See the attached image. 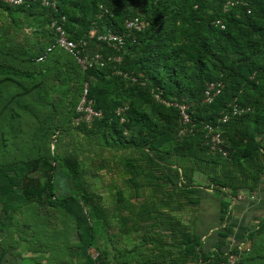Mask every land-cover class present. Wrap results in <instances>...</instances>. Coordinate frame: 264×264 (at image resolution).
<instances>
[{
    "label": "trees",
    "instance_id": "1",
    "mask_svg": "<svg viewBox=\"0 0 264 264\" xmlns=\"http://www.w3.org/2000/svg\"><path fill=\"white\" fill-rule=\"evenodd\" d=\"M225 1L57 0L55 8L37 2L17 6L0 3L8 12L21 13L26 18L38 17V23L46 26L49 36L42 47L15 51L8 37L1 38L0 34V157L15 156L22 150L29 155H24L27 159L15 157L5 163L2 161L4 165L0 166V231L6 229L3 220L11 217L18 199L24 204L45 200L59 202L75 215L76 224H84L90 230L94 226L88 216L95 219L102 215V208L82 185L79 165L72 157L59 165L73 190L66 196L55 195L51 182L53 167L45 140L48 135L57 137V128L47 129L44 135H38L42 130H34L42 146L37 145L38 150L34 146L32 152L27 146L30 134L20 135L7 129L11 127V110L30 108L24 96L38 81L30 85L25 81L37 76L42 84L47 80L79 81L80 90L86 82L87 96L93 100V107L101 111V116L89 125L80 123L75 127L82 136L103 147L130 150L129 155L118 161L120 172L127 176L129 186L136 191L141 187L149 190L145 199L127 207L131 211L136 208L134 213L138 217H121L120 224L127 225L128 220L134 224L155 220L171 206L193 204L191 196L199 194L201 187L196 180L203 176L205 188L221 190L229 198L221 203L224 208L219 216L222 230L217 231L212 246L202 249L201 234L189 232L177 219L166 215L167 227L176 239L174 247L178 251V259H173V264H183L186 259L196 264H226L227 255L234 250V247L223 249L231 233L227 225V204L239 191L255 190L264 173V0H237L224 10ZM61 15L65 18L63 27L67 37L85 40L89 46L92 43V51L102 55L101 66L95 64L81 69L69 54L71 62L57 59L58 53L64 51L54 48L42 60L56 53L52 68L29 67V64L42 62H36L35 58L53 41L49 23ZM131 17L140 20L141 28L132 36H126L120 48L95 39L96 32L123 31V21ZM214 19H220L223 27L214 25ZM114 57L119 59L114 60ZM90 77L102 84H89ZM208 81H220L221 88L209 103H204L201 95ZM4 87L9 88V93H3ZM40 101L42 104L38 107L42 109L45 101ZM173 102L188 105L194 123L192 133L176 137L178 113ZM232 103L243 110L232 113ZM123 105L126 107L120 115L123 121H119L115 109ZM38 111L35 121L42 117ZM74 115L73 108L72 117ZM223 116H226L224 121ZM205 124L220 132L226 145L225 154L211 150L205 143ZM28 172H39L43 179L31 185L27 180ZM261 230H264L263 221L255 229L256 232ZM77 232L79 245L87 244L83 233ZM5 253L1 248L0 257ZM85 257V264L105 260L103 254ZM34 258L36 256L30 257L31 262L25 264H32Z\"/></svg>",
    "mask_w": 264,
    "mask_h": 264
},
{
    "label": "rangeland",
    "instance_id": "2",
    "mask_svg": "<svg viewBox=\"0 0 264 264\" xmlns=\"http://www.w3.org/2000/svg\"><path fill=\"white\" fill-rule=\"evenodd\" d=\"M36 18H26L21 13L8 12L0 5L1 38L7 36L15 51L42 47L49 36L45 31L46 26L40 25L38 17ZM4 28H7L6 32ZM92 47V43L90 46L88 44V50L94 52ZM55 55L56 53H51L41 63L29 64V67L52 68L51 61ZM57 59L73 61L64 52H59ZM56 66L59 70V65ZM32 81H38L37 85L24 96L30 108L11 110V127L7 129L9 131L13 129L20 135L30 134L31 139L27 142L29 143L27 146L30 148L29 152H32L34 146L40 144L42 146V140L36 139L34 130H42L38 133L42 135L47 129L51 131L57 128L58 136L53 138L48 135L45 140L53 167L51 182L55 195L66 196L73 190L71 182L59 165L60 162L72 157L79 165L82 185L98 202L103 213L95 219L88 216V221L94 226L90 230L86 229L84 224H76L75 215L66 211L59 202L45 200V202L24 204L18 199L14 202L16 208L12 211L11 217H5L3 220L6 229L0 231V249L3 248L6 253L0 257V264H25L31 262L30 257L35 256V262L32 261L35 264H85L87 262L85 255L95 258L98 254L105 256V260L99 261L98 264H173V259H178V251L174 247L176 239L174 240L167 227L166 215L177 219L189 232L201 234L203 244L200 248L207 249L212 246L211 243L214 242L213 238L217 231L222 230L219 216L224 208L221 203L229 200L221 190L210 186L205 188V179L200 176L196 180L201 184L199 194L191 196L193 204H186L183 207L171 206L169 209H164L162 215L155 220L137 224L128 220L127 225L120 224L121 217L127 219L138 217L134 213L136 208L131 211L127 207H130L131 203L145 199L149 191L146 187L136 191L129 186L127 176L120 172L118 161L121 157L129 155L130 150L115 151L107 146L103 147L100 143L96 144L93 139L82 136L78 128L72 124L73 108L80 94L79 81L47 80L43 85L40 76H37L25 81V84L30 85ZM88 82L102 84L95 77H90ZM5 92L9 93L8 87L3 88V93ZM40 100L45 101L42 109L38 107L42 104ZM37 111L42 117L35 121ZM262 144L264 145V141ZM27 146L24 148L28 149ZM27 153L22 150L15 156L6 154L0 157V166L15 157L17 160L27 159L24 156ZM262 161L264 162V158ZM99 164L103 166L99 168ZM27 175L31 185L43 179V175L39 172H28ZM20 183L21 181H18V184ZM251 193L255 198L239 205L242 208L243 222L249 220L244 226V235L241 240L243 243L239 245V248L237 244L223 246V249L234 247L231 253L237 256L236 264H264V230L255 231L260 221L264 222V173L256 189ZM229 203L231 205V202ZM83 209L87 211L86 208L83 207ZM119 211L120 216L117 215ZM213 224L215 227H212L211 234L207 235L208 227ZM75 227L77 229H74ZM77 231L83 233L87 244L79 245L80 237ZM232 235V232L229 233L227 238ZM183 264L196 263L186 259Z\"/></svg>",
    "mask_w": 264,
    "mask_h": 264
},
{
    "label": "built area",
    "instance_id": "3",
    "mask_svg": "<svg viewBox=\"0 0 264 264\" xmlns=\"http://www.w3.org/2000/svg\"><path fill=\"white\" fill-rule=\"evenodd\" d=\"M28 2H37L41 6L55 8L57 0H0V3L8 6H17ZM236 2L237 0H226L222 8L226 10L228 6L233 5ZM64 19V16L61 15L58 19H53L49 23V27L53 32V41L48 46H46L45 50L41 54L35 58V61H42L48 52L54 48H58L69 54L81 69H86L87 67L93 66L95 64L101 66L103 64L101 53L89 51L87 42L85 40H72L67 37L63 27ZM212 23L214 25H218L220 28L223 27L220 19H214ZM140 28V20L137 17H131L123 21V31L118 32L107 29L105 31L96 32L95 39L118 49L124 43L126 36H132L133 33L140 30ZM113 59L118 60L119 57H114ZM129 79L134 80V77H129ZM220 88V81L206 82L202 90V102L209 103L213 97L219 93ZM87 89L88 85L86 82H84L74 107L75 115L72 117V124L74 126L80 123L89 125L94 118L101 116V111L93 107V100L87 96ZM155 97L157 98V94H155ZM172 104L176 107L178 113V125L175 130L176 137H181L183 135L192 133L194 129V123L188 111V105L184 102H173ZM125 108L126 107L123 105L118 106L115 109V114L119 116V121H123V118L120 115ZM242 110L243 108H238V106L234 103L230 105V111L232 113H240ZM225 118L226 116H223L221 117V120L224 121ZM203 129L205 143L209 146V148L211 150L217 149L221 151L222 154H225V150H223V148L226 145L220 132L209 124H205ZM243 199L253 200L254 194L239 191L232 200L236 201ZM237 248H239V245ZM236 258L237 256L235 254L229 253L226 257V264H236Z\"/></svg>",
    "mask_w": 264,
    "mask_h": 264
},
{
    "label": "crops",
    "instance_id": "4",
    "mask_svg": "<svg viewBox=\"0 0 264 264\" xmlns=\"http://www.w3.org/2000/svg\"><path fill=\"white\" fill-rule=\"evenodd\" d=\"M255 198V197H254ZM245 201H251L249 199L243 200H231V205L229 203L228 212H229V219L227 221V225L231 228V232L233 235L231 237L226 238L227 244H237L241 245L243 242L241 241L244 235V226L247 225L249 220H245L243 222V214L242 208H240V204L244 203ZM220 219V218H219ZM212 227H215V224L208 227V232L212 230Z\"/></svg>",
    "mask_w": 264,
    "mask_h": 264
}]
</instances>
